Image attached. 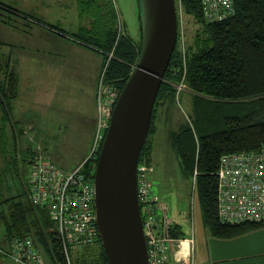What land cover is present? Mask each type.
Instances as JSON below:
<instances>
[{
  "label": "trees",
  "instance_id": "16d2710c",
  "mask_svg": "<svg viewBox=\"0 0 264 264\" xmlns=\"http://www.w3.org/2000/svg\"><path fill=\"white\" fill-rule=\"evenodd\" d=\"M76 3L81 13L92 16L90 30L82 28L86 31L81 30L82 34L75 35L61 29L59 25L48 26L64 37H71L70 39L78 45L98 51L107 64L105 82L121 90L138 59L141 40H135L127 30H119V15L113 0H76ZM181 4L184 19L185 17L192 19L198 24V28L192 41H188L185 59L178 49V44L174 49L154 105L149 133L154 130L152 124L155 106L163 103L164 95L168 91H178L180 83L184 82L195 94V103L199 101L200 96L216 103V105H202L200 108L196 106L200 126L194 125L193 129L189 127L184 133L176 135L173 148L183 163V168L192 173L191 179H194V187L199 194L206 228L215 237H236L252 228L264 225V219L235 224L224 222L219 216L218 206L219 169L222 156L236 153L253 154L264 148V0H235V14L223 21L212 23H207L203 19L200 0H181ZM3 12L25 16L27 19L31 17L0 1V15ZM188 21H185L186 27ZM110 54H112L111 58ZM9 60V58L4 62L0 60V113L3 118L0 153L2 154L6 151L4 139L8 137L12 109L14 111L13 100L17 96L19 87V76ZM184 68H186L185 75ZM222 103L231 104L234 112L229 114L224 111L221 107ZM220 114H222L221 119ZM11 127V136L16 144L17 136L22 133L16 131L14 126ZM148 137L139 157V163L147 166L151 163L153 152V141ZM93 142L92 138L91 148ZM26 147L23 152L27 155L30 165L29 175L37 151L30 150L29 154V147ZM91 161L86 159L83 162L82 173L85 180L93 181L95 174L91 173L89 167ZM28 175L26 186L29 204L19 203L10 217L3 216L6 230L3 238L0 239V246L4 247L3 243L8 244L16 237L32 236L42 254L39 244L45 248L55 264H68L56 237L54 221L50 217L49 210L35 205L31 200ZM154 194L159 200V196L155 192ZM172 231L177 237L179 233L177 225H173ZM96 241H100V238ZM76 246H70L69 249L72 264H108L103 247L102 250L96 251L89 245L75 249ZM89 248L91 253L88 251ZM0 256L6 255L0 253Z\"/></svg>",
  "mask_w": 264,
  "mask_h": 264
},
{
  "label": "rangeland",
  "instance_id": "374dc122",
  "mask_svg": "<svg viewBox=\"0 0 264 264\" xmlns=\"http://www.w3.org/2000/svg\"><path fill=\"white\" fill-rule=\"evenodd\" d=\"M0 1L19 9L25 15L35 17L39 15L36 0ZM113 2L119 15V30H127L135 40H141L138 0H113ZM57 5L60 8L58 13L60 22H53L61 29L75 35L91 29L92 23L85 25L84 16L86 18L92 16L81 13L75 0H59ZM41 14L46 19L53 20V17H50L51 11L47 8L42 10ZM27 20L25 16H15L9 12L0 15V60L4 62L9 58L19 76L18 92L13 100L11 125L8 128V137L4 139L6 151L0 153V239L3 238L6 230L3 216L10 217L19 203L29 204L26 176L30 165L27 155L23 152L26 146L29 147V154L30 150H36L37 154L46 155L68 172L78 168L88 159L92 149V138L94 139L101 114L99 86L102 74H105L107 68L100 54L101 66L97 74V89L94 91L96 92L95 111L90 100L97 73V61L93 58L95 55L87 48L79 49L72 42L71 37H64L51 28H47L44 33L39 28L28 27ZM187 20L189 23L186 27V38L190 42L198 24L185 17V21ZM31 29L28 35L26 32ZM40 48L42 51L39 50ZM55 49L56 53H54ZM111 56L112 54L109 55L110 58ZM178 91H168L164 95L163 103L155 106L152 124L154 130L148 137L153 141L148 175L160 203L168 210L170 221L182 227L183 236L187 238L192 237L194 231V264H199L209 245L207 240L212 234L203 227L199 194L195 190L194 179H191L192 173L183 168V163L174 151L173 142L176 135L184 133L189 127L193 129L194 125L200 126L196 106L200 108L202 105H216V103L200 96L196 105L195 94L186 85ZM221 107L229 114L234 112V107L232 108L229 103H222ZM219 118H222V114ZM2 124L3 118L0 113V131ZM11 126L22 133L17 136L16 144L11 136ZM177 235L176 238L183 242L181 244L185 253V248L188 250L190 243L186 241L187 239H183L185 237H182L180 232ZM239 237L242 239L239 243L246 241L251 245L257 254L254 257L255 261L259 260L263 264L264 225L252 228ZM6 245L3 243L4 247ZM39 245L46 264H55L45 248ZM79 247L82 246H76L75 249ZM89 247L95 248L96 251L102 250L101 239L90 244ZM91 248L88 250L90 253ZM75 258L76 256L73 257ZM242 259L237 263H247L245 258ZM0 264H16V262L8 256H0Z\"/></svg>",
  "mask_w": 264,
  "mask_h": 264
},
{
  "label": "built area",
  "instance_id": "2783aa9c",
  "mask_svg": "<svg viewBox=\"0 0 264 264\" xmlns=\"http://www.w3.org/2000/svg\"><path fill=\"white\" fill-rule=\"evenodd\" d=\"M203 19L207 23L223 21L235 14V0H200ZM177 2L178 49L184 57L188 50L186 24L181 0ZM185 67V65H184ZM186 68H184V75ZM101 77L99 86L100 117L94 142L87 159L91 173L95 174L98 153L105 138L109 120L119 97L120 89L107 84ZM185 83H180L181 89ZM84 163L66 172L42 154H36L28 175L30 197L40 207H46L54 221L56 237L68 264L70 246L93 244L99 236L95 206L94 180L83 175ZM137 195L143 229L147 243L149 264H194L193 237L183 238L190 243L189 251L176 238L167 208L153 192L148 166L139 163L137 171ZM219 216L228 223L261 221L264 219V148L258 153L223 155L219 169ZM176 251V252H175ZM188 251V252H187ZM174 252V256L173 253ZM178 252L180 254H178ZM0 253L17 264H45L32 236L16 237Z\"/></svg>",
  "mask_w": 264,
  "mask_h": 264
},
{
  "label": "water",
  "instance_id": "95a60500",
  "mask_svg": "<svg viewBox=\"0 0 264 264\" xmlns=\"http://www.w3.org/2000/svg\"><path fill=\"white\" fill-rule=\"evenodd\" d=\"M138 4L140 53L113 108L94 175L97 225L108 264H149L137 171L178 37L176 0Z\"/></svg>",
  "mask_w": 264,
  "mask_h": 264
},
{
  "label": "crops",
  "instance_id": "0c3cea01",
  "mask_svg": "<svg viewBox=\"0 0 264 264\" xmlns=\"http://www.w3.org/2000/svg\"><path fill=\"white\" fill-rule=\"evenodd\" d=\"M37 1V11H38V17L30 15L31 17H33V19L30 17V19H28L26 22H28V27H32V29L35 28H39L41 31H43L44 33H46L48 25H58L55 24L60 22V20L58 18V13H59V7H58V1L59 0H36ZM2 2V1H1ZM76 2V0H75ZM53 3V5H52ZM48 5V7L46 6ZM45 8H47L48 10L51 11V16L53 17V20L50 21L48 19H46V17H44L41 12L42 10H45ZM62 10H63V5H62ZM78 11V10H77ZM54 12V14H53ZM34 14V13H33ZM84 20H85V25H89V23H92V17H85L84 16ZM89 20V21H88ZM84 26V25H83ZM32 29L30 31H27L26 33L28 35H30L29 32L32 31ZM70 41V40H68ZM71 42V41H70ZM73 42V41H72ZM75 44V46L79 47V49H83L84 46H80L78 45L76 42H73ZM82 47V48H81ZM87 48L89 52H91L92 54H94L95 56L93 58L96 59L97 63H96V76L94 78V83H93V92L91 94V104H93L94 106V110L96 111V101H95V89H97V74L98 71L100 69L101 66V57L99 56L100 53L92 48H88V47H84ZM39 50L42 51V48H40ZM44 51H47L46 49H43ZM60 52V49L59 51ZM54 53H56V49L54 50ZM99 57V59H97ZM2 128V125H1ZM17 131V129H15ZM203 218V217H202ZM174 225H177L178 227V231L182 234L183 236V231H182V227L178 226V224L173 223ZM203 227L206 229V226L203 222ZM209 231V230H208ZM187 238V237H185ZM195 239L194 237V231H193V240ZM241 237L236 236V237H230V238H219V237H215V236H211L209 237V239L207 240V244L208 247H206L205 250V255L203 256V259H201L200 263L203 264H238V260L245 258L247 260V263L245 264H262L261 261H255L254 257L257 256L256 251L254 250V248L251 245H248V243L240 242ZM176 252V251H175ZM173 256H174V252ZM178 254H180L178 252ZM244 260V259H242ZM264 264V263H263Z\"/></svg>",
  "mask_w": 264,
  "mask_h": 264
}]
</instances>
